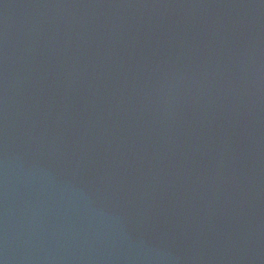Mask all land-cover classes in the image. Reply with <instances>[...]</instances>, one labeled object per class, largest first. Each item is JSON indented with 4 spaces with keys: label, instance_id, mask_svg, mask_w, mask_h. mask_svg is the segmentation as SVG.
Listing matches in <instances>:
<instances>
[{
    "label": "water",
    "instance_id": "water-1",
    "mask_svg": "<svg viewBox=\"0 0 264 264\" xmlns=\"http://www.w3.org/2000/svg\"><path fill=\"white\" fill-rule=\"evenodd\" d=\"M0 264H264V0H0Z\"/></svg>",
    "mask_w": 264,
    "mask_h": 264
}]
</instances>
